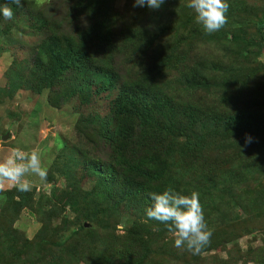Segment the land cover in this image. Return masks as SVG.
<instances>
[{"label":"rangeland","instance_id":"374dc122","mask_svg":"<svg viewBox=\"0 0 264 264\" xmlns=\"http://www.w3.org/2000/svg\"><path fill=\"white\" fill-rule=\"evenodd\" d=\"M81 2L0 3L13 12L0 17V157L36 151L47 169L44 180L26 176L27 192L0 181V264H264V0H227L210 34L188 0L105 1L104 24L122 33L116 84L99 93L91 68L104 56V18ZM156 21L179 40L169 68L151 60ZM129 29L133 43L121 39ZM124 83L151 86L167 108L121 99ZM143 129L151 145L132 160ZM164 190L197 194L211 232L199 252L174 247L168 227L145 216L149 193Z\"/></svg>","mask_w":264,"mask_h":264},{"label":"clouds","instance_id":"9594fccd","mask_svg":"<svg viewBox=\"0 0 264 264\" xmlns=\"http://www.w3.org/2000/svg\"><path fill=\"white\" fill-rule=\"evenodd\" d=\"M12 2L17 7L21 4V0H12ZM162 3L164 0H133V7L157 9ZM186 6L193 10L194 22L206 33L219 30L226 22L227 0H188ZM12 16L11 8L0 5V17L7 20ZM250 139L246 136L245 143H249ZM28 175H34L40 180L46 178L47 169L42 166L36 151L12 148L7 155L0 157V181L9 182L18 192H27L30 190V183L26 179ZM149 199L151 204L145 208V216L168 227L174 237V247L183 246L196 253L208 243L211 232L207 230L195 192L185 195L164 190L149 193Z\"/></svg>","mask_w":264,"mask_h":264},{"label":"trees","instance_id":"16d2710c","mask_svg":"<svg viewBox=\"0 0 264 264\" xmlns=\"http://www.w3.org/2000/svg\"><path fill=\"white\" fill-rule=\"evenodd\" d=\"M6 0H0V3L5 2ZM105 1L108 2L109 0H82V4H86V5H90V6H96V8L99 11V15L102 18H104V20H100V18H96V22L99 23L98 26L95 28V33H98L100 36L99 38L103 40V47H102V53L104 54V56L98 57L96 56L95 58H93L92 60V68H91V72L93 74H95V76L98 79V84L97 86L99 88H97V92L99 93L100 91H102L104 88H114L115 86V80L116 77L114 75V67H113V59H112V54H114V52L116 51L115 49L118 48V46L120 45L119 42V35H121V31L117 30L115 28L114 25L110 24H104L105 18H109L111 17V13H110V9H107L104 5H105ZM101 2V3H100ZM100 3V4H98ZM103 4V9L101 7H98V5H102ZM20 6H22L20 4ZM230 6V4H229ZM84 13V12H83ZM160 15L161 17H164L161 13H159L157 10L155 11L153 17L156 18L158 17L157 14ZM167 14V13H166ZM168 15V14H167ZM169 16V15H168ZM170 17V16H169ZM157 25L154 24L152 25V27L150 28V35H152V37L157 41L154 42V47H155V51L153 53V55L151 56V60L153 61V64H156L158 66H161L162 68L168 67L170 66V61L171 59H173L174 57H176L177 52L181 53L179 51V49L177 47L178 41L175 40H171V36H167V33H169V22H160V21H156ZM152 24V19L150 18V20L148 21V26H151ZM264 20L261 22L260 24V28L258 29L259 34L261 35V37L264 39ZM102 30H105V33H101ZM82 31H77V36L79 38L84 37L85 34L81 33ZM158 32V33H157ZM147 30H140V35L142 36V39L144 40V42H147V36H146ZM160 36H158V35ZM124 36L121 37V39H125L128 40L130 42L133 43V33L131 31V29L128 30V32L126 34H123ZM152 42V41H150ZM147 42L146 47H150L151 43ZM48 42L46 43L45 46H40V48L43 47V49L46 51H56L50 48ZM81 44L84 45V47H88V44L86 43V41H83ZM73 48L70 46L68 48V52H67V57L70 58L71 52L74 50H72ZM150 49V48H148ZM147 49V50H148ZM41 51V49H40ZM44 51V52H45ZM46 51V52H47ZM50 56L52 55L54 57V53L50 52L49 53ZM71 59V58H70ZM59 70V67L57 68ZM85 71V70H84ZM135 81V80H134ZM133 81V82H134ZM142 85H138V84H126L124 83L121 86V99L124 98H128V101L131 99V93L132 95L134 94V98H138L141 101L142 106L144 107H152L154 106L153 110H155L156 112H158L160 106L163 105V107L167 106L165 105V103H162L161 101L165 100V99H158V97L153 96V90L151 88V86H149L148 90L146 92H144L142 90ZM131 92V93H130ZM145 109V108H144ZM138 112V111H137ZM158 119L161 120V117L158 116ZM183 123L178 124V125H174L175 127H179V129H183L185 122L182 121ZM132 132L134 133L135 131H131V133L129 135L132 134ZM188 134H190V132H188ZM142 136L144 138V143L143 144H139L138 148L136 150H132L131 151V158L132 160H136L139 161V153L138 150H143L144 147L143 146H147L146 149H148V146H150L151 144H149V140H151V134L149 132H147L145 129L142 130ZM157 145L156 143L154 144V146ZM134 165V164H133Z\"/></svg>","mask_w":264,"mask_h":264},{"label":"water","instance_id":"95a60500","mask_svg":"<svg viewBox=\"0 0 264 264\" xmlns=\"http://www.w3.org/2000/svg\"><path fill=\"white\" fill-rule=\"evenodd\" d=\"M8 137V134H5L4 136H3V138H7Z\"/></svg>","mask_w":264,"mask_h":264}]
</instances>
